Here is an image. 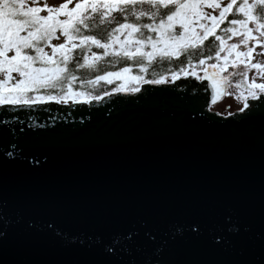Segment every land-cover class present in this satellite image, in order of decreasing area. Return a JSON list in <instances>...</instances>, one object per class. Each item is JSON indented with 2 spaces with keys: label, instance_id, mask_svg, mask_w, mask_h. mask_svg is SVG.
I'll use <instances>...</instances> for the list:
<instances>
[{
  "label": "water",
  "instance_id": "95a60500",
  "mask_svg": "<svg viewBox=\"0 0 264 264\" xmlns=\"http://www.w3.org/2000/svg\"><path fill=\"white\" fill-rule=\"evenodd\" d=\"M184 78L0 112V264H264V99Z\"/></svg>",
  "mask_w": 264,
  "mask_h": 264
},
{
  "label": "snow or ice",
  "instance_id": "6c2138e0",
  "mask_svg": "<svg viewBox=\"0 0 264 264\" xmlns=\"http://www.w3.org/2000/svg\"><path fill=\"white\" fill-rule=\"evenodd\" d=\"M71 3L73 0H62L59 5H49L47 0H0V112L43 104L45 96L60 104L72 100L82 106L86 101L76 98L101 99L88 88L94 90L101 81L111 84L113 78L165 83L163 76L145 80L143 75L123 74L131 73L130 63L144 73L148 65L181 56L184 60L178 71H171L173 78L186 73L201 81L211 79L213 92L208 93L206 104L217 102L213 94L217 89L221 97L238 93L237 98L245 101L243 109L250 108L249 97L264 99V61L259 59L264 56V0L223 4L220 0H77L69 8ZM209 37L214 43L205 47ZM61 38L62 43L52 44L53 39ZM46 48L51 49L50 54ZM105 58L113 68L125 66L103 70ZM197 68L204 72L202 77ZM81 69L85 73L78 77L76 71ZM89 74L94 75L89 78ZM77 83L82 90L74 89ZM125 87L120 84L115 91ZM202 87L208 92L207 84ZM128 90L140 91L138 87ZM229 231L238 234L239 229L233 226ZM133 235L125 239L130 241ZM222 239L216 238L217 243Z\"/></svg>",
  "mask_w": 264,
  "mask_h": 264
},
{
  "label": "trees",
  "instance_id": "16d2710c",
  "mask_svg": "<svg viewBox=\"0 0 264 264\" xmlns=\"http://www.w3.org/2000/svg\"><path fill=\"white\" fill-rule=\"evenodd\" d=\"M189 2H192V0H189ZM228 18L232 19L233 17L230 14ZM221 27H224V25H221ZM217 32L219 33L218 29H217ZM121 39H123V37H121ZM209 43H214L212 37H209V40L205 41V47H207L209 45ZM93 51L100 52L101 50L93 48ZM54 59H56V57H54ZM183 60H184V56H181L179 60H174L171 62H169V61H163V62L157 61L155 64L148 65L147 71L144 73H140L139 66L130 63L129 66H131V68H132L131 73L130 74L126 73L123 75H125V76H127V75H143L145 80L159 79V78H161V76H163L165 78V80H168V79L173 78L171 71L172 70L178 71V68L181 65V62ZM124 66H125L124 64H117L115 66V68H113L108 64V58H105V60L101 64L102 69L106 70V71H115V70H118ZM189 70H191V69H189ZM84 73H85V70H83V69L76 71V75L78 77L82 76ZM153 73H155V75ZM100 74H102V73H100ZM182 74H184V73H180L179 75H182ZM92 75H94V74H89V78H91ZM143 83H144L143 81H134V82L129 83V81L124 80V79L116 80L115 78H113V83H111V84H108L104 81H101L94 90H92L90 88H88V90L92 91L93 95L102 96V95H105L104 93L118 92V91H115V89L120 84L126 85L125 90H128L130 87H140ZM85 87H87V86H85ZM74 89L77 91L82 90L79 83L74 85ZM125 90H123V91H125ZM90 98H91V96H84V97H78L76 99H90ZM44 100H49V99H47V97L45 96ZM69 101H72V100H69Z\"/></svg>",
  "mask_w": 264,
  "mask_h": 264
},
{
  "label": "rangeland",
  "instance_id": "374dc122",
  "mask_svg": "<svg viewBox=\"0 0 264 264\" xmlns=\"http://www.w3.org/2000/svg\"><path fill=\"white\" fill-rule=\"evenodd\" d=\"M228 0H220V2L223 4V3H226ZM62 0H47V3L49 5H59L61 4ZM75 2H77V0H73V3L69 4V8L73 7ZM207 11L211 12L212 10L211 9H206ZM237 39V38H234V40ZM63 42V38H61L60 40H55L53 39L52 40V44H59V43H62ZM231 43V41L229 42ZM260 49L257 48L256 51H259ZM45 51L49 52V54L51 53V49L50 48H46ZM260 60L264 61V56H261L259 57ZM198 72L197 74H199V76L202 77V75L204 74L203 71L197 69ZM232 69L229 67V71H231ZM251 76H252V73L250 72L249 73V79H251ZM166 82H173V81H166ZM257 82H260L259 80ZM229 92H233L235 93V90L234 89H228ZM237 94H234V95H226V112H225V116H229V115H232V114H236V112H239L240 109H242L243 107V100L242 99H238L237 98ZM264 95V94H262ZM248 99H252L251 97H249Z\"/></svg>",
  "mask_w": 264,
  "mask_h": 264
}]
</instances>
